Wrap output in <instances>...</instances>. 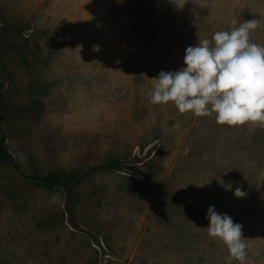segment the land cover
<instances>
[{"label":"rangeland","instance_id":"obj_1","mask_svg":"<svg viewBox=\"0 0 264 264\" xmlns=\"http://www.w3.org/2000/svg\"><path fill=\"white\" fill-rule=\"evenodd\" d=\"M178 3L0 0V264H240L208 235L213 205L264 264V126L149 98L217 31L255 18L264 46V0Z\"/></svg>","mask_w":264,"mask_h":264},{"label":"clouds","instance_id":"obj_2","mask_svg":"<svg viewBox=\"0 0 264 264\" xmlns=\"http://www.w3.org/2000/svg\"><path fill=\"white\" fill-rule=\"evenodd\" d=\"M175 2L180 7L178 0ZM257 25L255 18L245 20L230 31L215 32L211 46L209 39L188 46L184 66L176 71L161 70L152 78L150 102H172L179 112L195 116L215 113L221 125L264 126V46L249 39ZM234 195L241 198L246 192L237 187ZM206 218L208 235L222 240L229 256L244 264L247 244L242 225L234 223L227 213L217 212L214 205L208 207Z\"/></svg>","mask_w":264,"mask_h":264},{"label":"trees","instance_id":"obj_3","mask_svg":"<svg viewBox=\"0 0 264 264\" xmlns=\"http://www.w3.org/2000/svg\"><path fill=\"white\" fill-rule=\"evenodd\" d=\"M3 107H4V96L3 93L0 91V128L1 125L5 119V115L3 113ZM0 163H7V164H14V158L13 156L3 147L0 146ZM123 164L122 161L120 160H113L110 162H107L101 166H97L92 168L91 170V174L93 173H97L100 171H108V170H117V171H121ZM34 180L38 183H40L41 185L47 187V188H54L57 186L62 185L63 180H61L60 178H58L57 176L54 175H48V176H36L34 177ZM68 213L72 214L73 211H69ZM76 226V224H75ZM97 243H99V240H96Z\"/></svg>","mask_w":264,"mask_h":264}]
</instances>
